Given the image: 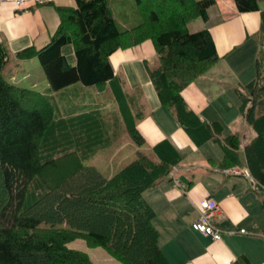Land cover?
I'll list each match as a JSON object with an SVG mask.
<instances>
[{
  "label": "trees",
  "instance_id": "16d2710c",
  "mask_svg": "<svg viewBox=\"0 0 264 264\" xmlns=\"http://www.w3.org/2000/svg\"><path fill=\"white\" fill-rule=\"evenodd\" d=\"M158 1H168L174 9L166 11ZM233 1L239 12L260 11L256 75L234 92L241 115L254 131L244 145L246 164L264 186V0ZM134 2L140 21L129 28L118 26L107 0H75V6L58 7L59 23L50 40L15 57L36 56L51 91L77 82L99 89L108 85L126 135L140 147L145 140L137 128L140 111L133 107L137 95L123 89L109 56L118 48L151 40L157 64L148 73L161 104L196 145L218 141L221 126L201 121L182 94L219 59L209 31L188 28L193 19L207 20L215 0ZM66 44L73 46L74 64L61 51ZM11 60L0 43V264H94L86 252L67 246L78 238L124 264H171L160 249L152 222L155 212L143 192L166 178L182 155L161 141L105 176L84 163L90 147L77 130L84 118H62L48 93L13 82ZM223 140V161L236 165L240 138L230 134ZM63 159L69 163L60 167ZM49 169H59L58 177L46 178Z\"/></svg>",
  "mask_w": 264,
  "mask_h": 264
},
{
  "label": "crops",
  "instance_id": "0c3cea01",
  "mask_svg": "<svg viewBox=\"0 0 264 264\" xmlns=\"http://www.w3.org/2000/svg\"><path fill=\"white\" fill-rule=\"evenodd\" d=\"M107 2L119 27L129 28L139 23L140 16L134 0ZM75 4V0H25L23 7L19 8L14 0H0V43L7 47L11 55L13 80L18 85L40 89L52 96L62 118L74 121L78 116L84 118V124H80L77 130L80 129L85 136V146L90 150L96 142H105L103 147L106 144L110 147L119 137L120 144H116L114 151L120 153L124 162L132 161L138 151L148 152L165 140L182 155L181 161L166 178L143 192L155 212L152 222L159 233L160 249L171 264H264V186L253 176L251 180L242 174L226 175L221 172L223 168L232 167L223 161L222 145L225 143L223 139L230 134H237L240 138L237 151L239 163L233 166L249 172L246 160L244 162L241 158L244 145L254 136V131L241 113L228 119L224 116L228 111V90L234 91L235 87L243 85V78L249 75L253 57H256L258 44L255 35L260 27V11L239 12L233 0H215L207 10L206 21L196 18L188 23L192 32L201 29L209 31L219 59L205 74L190 83L182 94L187 106L201 121L216 122L221 126L218 141L196 145L171 111L161 104L148 73V67L157 64L151 40L118 48L109 56L114 73L122 79L123 89L130 94L135 93L138 98L133 107L138 114L140 111L137 128L145 140L144 145L138 147L121 127L118 131L115 129V133L110 129L113 139H106L110 135L107 122L108 126L115 124L119 117L113 94L109 102H103L98 97L104 90L95 86V93L88 92L90 96L83 97L80 92L94 86H85L81 82L51 91L43 72L36 77L30 72L32 65L37 67L34 65L36 56L28 59L15 57L24 49L44 46L58 26L57 8ZM261 8H264V2ZM61 51L68 63L76 62L71 44L64 45ZM236 69L243 77L233 73L238 82L232 79L231 74ZM72 86L78 88L71 92ZM224 120L229 123L228 133H225L222 124ZM218 146L219 151L215 149ZM131 156L133 158L128 159ZM115 171L118 170L113 166H107L106 174H103L110 177ZM208 197L219 205L216 224L221 229V237L217 240L195 231L191 226L198 216L200 201Z\"/></svg>",
  "mask_w": 264,
  "mask_h": 264
},
{
  "label": "rangeland",
  "instance_id": "374dc122",
  "mask_svg": "<svg viewBox=\"0 0 264 264\" xmlns=\"http://www.w3.org/2000/svg\"><path fill=\"white\" fill-rule=\"evenodd\" d=\"M155 1L156 0H154V2ZM158 2L160 3V1H158ZM155 3H157V2H155ZM160 5L166 11H169L170 9H174V8H172L173 5L170 2H168V1H167L166 4L160 3ZM255 58L256 57H253L252 68L250 69V73H249L248 76L243 78L242 75H241V72L238 69H236V71H231L232 79L238 82V78L233 75V73H235L238 76L240 75V77L243 78V85H245V84L249 83L250 81H252L255 78V75H256ZM34 65H36L37 67L35 68L32 65L31 68H30V70H31L30 72L33 74V77L38 76L39 73H40V75H42V72L44 73V71H43V69H42V67L40 65V62H39L38 58H37L36 64H34ZM17 75H16V77H17ZM11 80L13 82H15L13 80V78H11ZM77 88L78 87H76V86H72L70 91L72 92L73 90H75ZM94 89H96V91H97V88L94 86L93 88H90L89 90H86V92H82V93L80 92V94L83 97L84 96L89 97L90 96L89 93H95ZM102 90H104V91L102 92V94H100L101 96L98 97V98L101 99V101H103V102H109V100L112 98V93H111L109 87H104ZM94 95L95 94H93V96ZM63 96L65 97V95H63ZM227 102H228V108H227L228 111L226 112V115L224 116V118L226 117V119H228L229 116H236V117L239 116V113H240V101H239V98L237 97V95L235 94L234 91L228 90V101ZM59 107H61V102L59 103ZM69 120H71V119H69ZM222 124L225 126V133H228V130H229L228 121L224 120ZM107 127H109L107 129V131L110 134L108 137H106L107 141H109V138L111 140L113 139V134L110 133V129L112 130V132L115 131V129H117L116 131H118V128H120V127L123 128V131L125 130L124 124H123L122 120H120L119 118L116 120L115 124H112V125L110 124L108 126V122H107ZM113 133H115V132H113ZM104 143L105 142H102L101 144H97V142H96L92 146V150H90V149L85 150V152H86L85 153L86 156L84 157V159H85L84 163L85 164L94 165L102 173H105V167L113 166V168L115 170H119V168H121V166H124L123 164H125L126 162H129L131 160L130 158H133V156H131V157L128 158L130 160L124 162V159H123V157H121L120 153L114 151L115 147H117L116 144H120L119 137H118L117 141L115 143H112V145L110 147L107 144H106L105 147H103L104 145H102V144H104ZM98 149H100L101 152L97 153L96 151ZM215 149L217 151H219L218 150L219 146L217 148H215ZM90 152L94 153V155H91ZM127 155L130 156L129 153ZM244 156L245 155L243 153V158H241V160L243 159L242 161L245 162ZM59 163H60V167H63L66 163H69V161L63 159V160H60ZM116 172L117 171H115L114 174ZM56 174H59V169H54V170L53 169H49L45 173V176H46V178L52 180V179H54ZM56 177H58V176L56 175ZM67 246L69 248H72V249H77V250H81V251L86 252L88 254L89 258L92 260V262L94 264H124L121 261L111 257L104 248H102L100 246H96V247L89 246V245H87L86 241L84 239H81V238H78V239H75V240L69 242L67 244Z\"/></svg>",
  "mask_w": 264,
  "mask_h": 264
},
{
  "label": "built area",
  "instance_id": "2783aa9c",
  "mask_svg": "<svg viewBox=\"0 0 264 264\" xmlns=\"http://www.w3.org/2000/svg\"><path fill=\"white\" fill-rule=\"evenodd\" d=\"M17 7H23L25 0H14ZM221 172L226 175H244L252 178V175L242 170L237 166L227 167L221 169ZM219 219V205L218 203L208 197L200 201L197 218L191 223L192 228L205 235L211 237L213 240L220 239L221 229L217 226L216 222Z\"/></svg>",
  "mask_w": 264,
  "mask_h": 264
}]
</instances>
